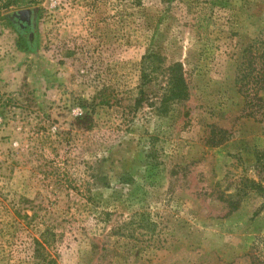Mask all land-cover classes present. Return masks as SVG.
<instances>
[{
  "label": "rangeland",
  "instance_id": "374dc122",
  "mask_svg": "<svg viewBox=\"0 0 264 264\" xmlns=\"http://www.w3.org/2000/svg\"><path fill=\"white\" fill-rule=\"evenodd\" d=\"M263 62L264 0H0V264H264Z\"/></svg>",
  "mask_w": 264,
  "mask_h": 264
},
{
  "label": "trees",
  "instance_id": "16d2710c",
  "mask_svg": "<svg viewBox=\"0 0 264 264\" xmlns=\"http://www.w3.org/2000/svg\"><path fill=\"white\" fill-rule=\"evenodd\" d=\"M263 66H264V62H263ZM170 69H172L174 72L173 78L171 79V82H170L171 97L175 99H183L185 98L184 91H183V86H185V83H184L183 75L180 72L182 69V65L181 63H177L171 66ZM247 76L248 74H244L243 76H241V79L244 80V78H246ZM216 131H217L216 129L213 130L212 135L208 140V144L213 147L218 146L223 140L228 139V136H227L228 131L221 130V129L218 130L217 132ZM217 133L219 135H217L216 137V135L214 134H217ZM253 184L255 188L259 189L260 192L264 193V187H262L260 184H256L255 182ZM228 205L231 211L237 210V206L235 204H232V202H229Z\"/></svg>",
  "mask_w": 264,
  "mask_h": 264
},
{
  "label": "flooded vegetation",
  "instance_id": "af4514ba",
  "mask_svg": "<svg viewBox=\"0 0 264 264\" xmlns=\"http://www.w3.org/2000/svg\"><path fill=\"white\" fill-rule=\"evenodd\" d=\"M21 28L31 29L34 26V12L24 13L21 17Z\"/></svg>",
  "mask_w": 264,
  "mask_h": 264
},
{
  "label": "water",
  "instance_id": "95a60500",
  "mask_svg": "<svg viewBox=\"0 0 264 264\" xmlns=\"http://www.w3.org/2000/svg\"><path fill=\"white\" fill-rule=\"evenodd\" d=\"M31 12V10L26 9V10H21L18 13H16V16L20 19V17L24 14V13H29Z\"/></svg>",
  "mask_w": 264,
  "mask_h": 264
}]
</instances>
